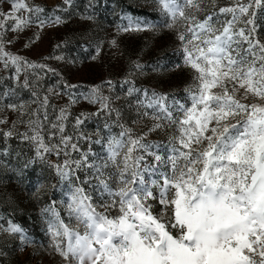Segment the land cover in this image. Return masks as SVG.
<instances>
[{"label": "snow or ice", "instance_id": "6c2138e0", "mask_svg": "<svg viewBox=\"0 0 264 264\" xmlns=\"http://www.w3.org/2000/svg\"><path fill=\"white\" fill-rule=\"evenodd\" d=\"M156 5L169 18L165 26L175 30L180 41L183 66L193 70V84L185 89L190 106L174 96L170 100L168 93L144 89L143 99L136 97L137 112L153 124L148 132L134 136L120 123L113 98L103 95L99 86L79 98L70 92L76 85L67 82L64 93L48 90L58 97L68 95L69 104L83 99L97 106L95 112L76 117L77 127L103 114L106 129L111 131L113 116L121 129L107 139L108 160L95 166L96 179L110 197L104 207L115 209V215L98 212L84 190L76 187L68 206L76 226L65 224L54 208L44 210L54 217L48 226L52 251L62 264H264V0H229L225 6H218L217 0H208L207 5L205 0H156ZM43 12L34 0H0V73H14L13 86L0 93V100L18 98L22 89L32 97L30 102L13 100L5 106L18 118L0 134L31 141L41 160L50 152L78 150L73 138L63 135L67 107L60 108L56 122L50 124L56 131L49 138L60 133V143L45 142L42 130L50 99L40 94L38 78L32 79L29 69L47 66L8 48L14 42L9 32L22 33L37 20L41 26L62 22L58 16L45 21ZM178 21H183L181 28ZM154 27L130 20L121 30ZM133 67L143 69L138 62ZM48 71L57 74L55 69ZM4 80L0 75V84ZM107 83L111 86V81ZM139 92L133 85L127 95ZM8 123L7 117H0V125ZM18 123L27 131L15 133ZM167 128L174 132L169 137L171 154L165 157L152 151L146 137ZM80 138L91 139L83 134ZM109 165L115 174L105 177L103 169ZM50 167L67 179L76 169L93 166L82 154L80 160ZM145 173L159 175L148 182ZM151 202L161 206L159 212L154 213ZM0 232L26 239L16 224L0 226Z\"/></svg>", "mask_w": 264, "mask_h": 264}, {"label": "rangeland", "instance_id": "374dc122", "mask_svg": "<svg viewBox=\"0 0 264 264\" xmlns=\"http://www.w3.org/2000/svg\"><path fill=\"white\" fill-rule=\"evenodd\" d=\"M34 2L44 9L40 14L42 19L48 21L58 16L62 22L55 25L46 22L41 26L37 20L22 33L9 32L7 36L14 42L8 48L36 65L47 66L29 69L33 74L31 78H38L40 94H46L50 99L48 121L42 130L45 142L49 145L60 143V133L49 138V133L56 131L50 128V124L56 122L60 108L67 107L63 135L71 136V143L76 144L78 150L73 151L69 147L62 150L60 155L50 152L41 160L37 156L36 145L31 141L18 135L5 137L0 134V226L7 228L9 223L19 225L23 229L22 235L26 237L21 239V234L0 232V264H62L60 256L51 248L53 241L48 226L54 217L44 210L52 207L65 224L76 226L77 221L74 216H70L68 207L76 187L84 190L98 212H104L109 217L115 215V209L104 207L110 202V197L98 183L95 172V166L108 160V137L121 131L115 123V117L109 120L111 131L104 127L107 118L103 114L87 119L77 127L76 117L81 113L95 112L97 106L83 99L69 104L68 95L58 97L50 93L49 89L64 93L63 84L67 82L76 85L70 92L79 98L91 88L99 86L102 94L112 97L114 106L120 110V123L132 129L134 136H138L148 132L153 124L152 120L140 117L137 112L136 97L143 99L144 89L168 93L170 100L174 96L190 106L185 89L193 84V70L183 66L180 41L176 38L175 30L165 26L169 18L158 10L156 0ZM207 3L208 0H205V5ZM228 3L229 0H217L218 6ZM130 20L155 27L140 32L122 31ZM182 24L183 21H178L177 27L181 28ZM137 62L143 66L142 71L133 67ZM49 68L55 69L57 74L48 71ZM13 74L0 73L5 77L0 84V93L13 86L10 79ZM23 78L21 76V80ZM109 81L111 86L107 83ZM133 85L141 92L129 97L127 91ZM31 99L29 91L22 89L18 98L0 100V117H7L9 121L8 124L0 125V129L7 131L12 122L17 121L18 113L5 107L9 102H30ZM177 115L174 112V116ZM26 131V125L20 123L14 129L15 133ZM173 132L174 128L149 132L146 140L153 145L152 151L165 157L170 155L169 137ZM81 134L91 139L80 138ZM97 139L101 142L96 143ZM65 151L68 155H65ZM82 154H87V164L93 167L78 168L67 179H61L54 167H50L63 165L66 160L70 163L80 160ZM148 159L150 161L151 158ZM72 166L75 168V165ZM103 171L105 177L115 174L111 165ZM144 175L151 182L158 178L159 173ZM109 183L113 184V181ZM151 203L154 213L159 212ZM80 229L83 231L82 225Z\"/></svg>", "mask_w": 264, "mask_h": 264}, {"label": "trees", "instance_id": "16d2710c", "mask_svg": "<svg viewBox=\"0 0 264 264\" xmlns=\"http://www.w3.org/2000/svg\"><path fill=\"white\" fill-rule=\"evenodd\" d=\"M153 203H154V206L156 207V211H159L161 206L158 203H156V202H153Z\"/></svg>", "mask_w": 264, "mask_h": 264}]
</instances>
